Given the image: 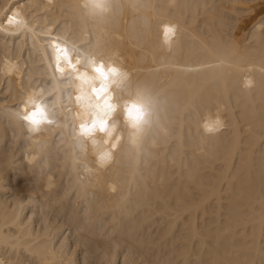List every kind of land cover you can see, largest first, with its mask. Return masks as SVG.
<instances>
[{
  "label": "bare ground",
  "instance_id": "1",
  "mask_svg": "<svg viewBox=\"0 0 264 264\" xmlns=\"http://www.w3.org/2000/svg\"><path fill=\"white\" fill-rule=\"evenodd\" d=\"M67 2L0 0V26L19 11L32 27L0 30V264H264V1L152 0L171 44L135 10L85 30ZM45 32L155 79L168 135L101 166L90 140L27 134L14 113L51 87Z\"/></svg>",
  "mask_w": 264,
  "mask_h": 264
},
{
  "label": "snow or ice",
  "instance_id": "2",
  "mask_svg": "<svg viewBox=\"0 0 264 264\" xmlns=\"http://www.w3.org/2000/svg\"><path fill=\"white\" fill-rule=\"evenodd\" d=\"M84 6L94 15H103L110 7L109 0H85ZM6 18L9 27L5 29L0 26V30L32 31L31 25L19 11ZM175 33L174 25H163L166 44H171ZM42 34L49 37L42 43L47 46L45 52L48 67L52 71L51 87L23 96L22 110H17L14 115L18 120L26 122L30 132L61 129V136L68 132L75 141L73 147L79 148L81 152L86 151L85 141L90 140L98 163L104 166L114 159V152L123 139V135L116 130L118 111L122 110L136 129L132 135V143H136L143 126L148 123L145 116L151 101L139 90L136 92L137 99L132 102L117 96L115 89L127 87L128 74L102 51L93 49L90 42L80 47L74 40L59 34ZM46 94L52 96V99H44ZM64 96L68 97V107L63 103ZM73 97L82 111H77L75 118L70 120L74 111L70 106ZM57 98L60 100L59 108L56 106ZM203 126L205 131L215 132L221 126V121H206ZM97 133L103 135L98 137Z\"/></svg>",
  "mask_w": 264,
  "mask_h": 264
},
{
  "label": "clouds",
  "instance_id": "3",
  "mask_svg": "<svg viewBox=\"0 0 264 264\" xmlns=\"http://www.w3.org/2000/svg\"><path fill=\"white\" fill-rule=\"evenodd\" d=\"M84 4L85 0H68L66 7L69 9L73 19L85 30H107L110 27H114L118 18L129 10L141 13V19L146 30H150L153 26L159 27L160 25L171 23L162 18H156L155 21L151 20L152 0H109L110 7L103 15L92 14L90 9L86 8ZM125 72L128 74V85L124 89L116 88V95L121 97L122 100L132 102L137 99L136 92L139 90L151 101L145 116V120L148 123L143 126V131L139 134L136 143H132V135L136 133V129L131 126V122L122 110L118 111L116 130L117 133L123 135V139L117 152L132 158L146 154L150 145H154L159 139L168 135V95L164 88L157 84L155 79L148 77L137 78L132 73Z\"/></svg>",
  "mask_w": 264,
  "mask_h": 264
},
{
  "label": "crops",
  "instance_id": "4",
  "mask_svg": "<svg viewBox=\"0 0 264 264\" xmlns=\"http://www.w3.org/2000/svg\"><path fill=\"white\" fill-rule=\"evenodd\" d=\"M264 1V0H263ZM262 5L264 6V2L262 3Z\"/></svg>",
  "mask_w": 264,
  "mask_h": 264
}]
</instances>
